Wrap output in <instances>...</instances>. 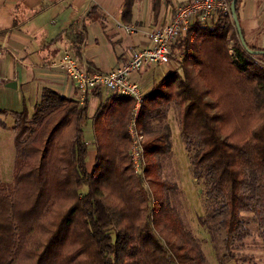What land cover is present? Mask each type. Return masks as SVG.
Segmentation results:
<instances>
[{"label": "trees", "instance_id": "obj_1", "mask_svg": "<svg viewBox=\"0 0 264 264\" xmlns=\"http://www.w3.org/2000/svg\"><path fill=\"white\" fill-rule=\"evenodd\" d=\"M242 1L236 2L239 19ZM125 3L128 9L130 0ZM246 44L229 12L192 22L173 47L184 52L177 56L180 69L143 89L137 119L147 135L145 175L152 174L171 151L167 112L174 108L192 173L203 185L205 211L198 219L223 264H256L246 242L253 222L264 242V53L250 52L264 47ZM113 98L131 111L130 97ZM114 107L106 102L100 110L119 132L98 136L91 169L86 102L44 86L32 113L11 112L14 174L9 183L0 178V264L204 263L190 232L172 230L164 243L153 231L152 211L164 205L156 192L149 208L145 176L134 172L129 156L131 113L120 118ZM7 112L0 108L2 125ZM167 220L173 228L178 223Z\"/></svg>", "mask_w": 264, "mask_h": 264}, {"label": "crops", "instance_id": "obj_2", "mask_svg": "<svg viewBox=\"0 0 264 264\" xmlns=\"http://www.w3.org/2000/svg\"><path fill=\"white\" fill-rule=\"evenodd\" d=\"M185 1L188 0H130L125 9V0H0V77L4 80L0 85L4 98L3 102L0 100L1 108L20 111L27 97L35 104L44 86L76 99L74 81L59 65L64 51L69 50L89 71H108L128 59L132 48L149 44L142 33H126L118 23L150 30L169 22L177 4ZM239 20L245 39L264 47V0H243ZM168 68L167 64H154L134 75L141 76L143 89L148 91L170 71ZM11 81L16 82V87L7 86ZM114 94L117 93L97 89L87 95L84 138L88 169L92 168L101 143L98 136L113 129L118 133L120 129L109 124V114L100 110L101 105L112 102L116 106L114 112L123 119L130 114L126 103L115 101ZM171 109L175 112L170 107L167 120ZM166 156L169 159L166 158L165 166L174 168L170 164L172 146ZM256 261L264 264V250Z\"/></svg>", "mask_w": 264, "mask_h": 264}, {"label": "rangeland", "instance_id": "obj_3", "mask_svg": "<svg viewBox=\"0 0 264 264\" xmlns=\"http://www.w3.org/2000/svg\"><path fill=\"white\" fill-rule=\"evenodd\" d=\"M228 1L231 4V0ZM174 53L175 56L172 58L171 63L167 64L169 67L168 70L170 71L178 68L180 69V67L176 64L178 61L177 51H174ZM18 94H21L22 98V93L20 91H18ZM25 99H23L21 110L26 107L28 112L32 113L35 104L34 102H31V99H28V97L26 102ZM0 100L2 102L4 100L1 95ZM7 111L8 112L2 116L5 124H0V178L9 183L13 181L14 174L15 132L13 129L14 116L10 110ZM168 121L170 125V139L172 144V156H170V159L173 157V159L170 160V164L175 166L174 168H171L169 165L165 166L169 157L167 158V156L164 155L161 159L159 158V161L157 160L155 162L156 164L157 162L161 163L160 168H158L155 164V169H160V171L154 170L155 172L152 174H144V185L147 192V203L149 208H153V202L155 201L154 197L157 193L159 196L157 200L161 201L164 205L163 209H158L155 212L152 211L150 217L151 227L164 243L169 242V235L167 233L172 230L179 229L190 232V234L201 243V250L205 256L203 264H223L219 262L212 249L209 234L200 224L198 219V216L202 215L205 211L202 196L203 185L202 182L197 180L192 173L190 157L180 133L176 113L173 109H171L168 114ZM146 137L147 135H144L143 139ZM174 184V187H169ZM166 215L168 217L172 216V218L178 222L174 228L170 226L171 221L167 220ZM165 223L168 225H165ZM251 227L253 236L246 240L249 245L247 250L255 253L258 257L264 250L263 237L259 234L256 222H253ZM224 264L236 263L235 260H229ZM240 264L244 263L241 262Z\"/></svg>", "mask_w": 264, "mask_h": 264}, {"label": "built area", "instance_id": "obj_4", "mask_svg": "<svg viewBox=\"0 0 264 264\" xmlns=\"http://www.w3.org/2000/svg\"><path fill=\"white\" fill-rule=\"evenodd\" d=\"M217 10L231 12L228 0H188L177 4L171 20L143 31L135 24H120L118 27L130 34H143L149 42L132 48L128 59L117 64L108 71H89L69 50L63 52L59 65L74 81L76 99L84 104L87 95L97 89H105L128 96L132 99L131 117L128 132L131 137L129 156L135 173L144 176L146 160L144 155V135L137 129V119L143 106L145 95L143 80L140 75H134L145 67L154 64H170L175 56L174 44L177 39L186 34L192 22L205 20ZM183 57L184 52H177ZM4 80L0 77V85Z\"/></svg>", "mask_w": 264, "mask_h": 264}, {"label": "water", "instance_id": "obj_5", "mask_svg": "<svg viewBox=\"0 0 264 264\" xmlns=\"http://www.w3.org/2000/svg\"><path fill=\"white\" fill-rule=\"evenodd\" d=\"M236 2H237V0H231V4H230L231 14H232L235 26L237 28L240 40H241V42H242V44L244 46H247L246 40H245V36L243 35V32H242V27H241V24H240V20H239V17L237 15V12H236ZM250 52H253V53H264V49H250ZM7 86L8 87H16V82L15 81L8 82Z\"/></svg>", "mask_w": 264, "mask_h": 264}]
</instances>
